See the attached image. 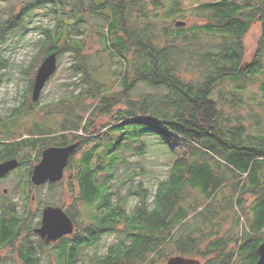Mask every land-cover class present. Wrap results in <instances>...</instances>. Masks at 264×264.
<instances>
[{
	"label": "trees",
	"instance_id": "obj_1",
	"mask_svg": "<svg viewBox=\"0 0 264 264\" xmlns=\"http://www.w3.org/2000/svg\"><path fill=\"white\" fill-rule=\"evenodd\" d=\"M173 2L0 0V68H10L8 79L18 72L17 80L25 83L23 93L14 96L19 104L0 116V126L9 134L23 116L34 117L27 136L0 141V159L28 150L36 152L35 161L48 145L79 141L66 168L74 166L77 199L88 209V223L81 228L64 209L77 230L52 245L55 264H81L84 248L120 223L122 237L90 263L164 264L181 254L204 258L202 264H254L259 257L264 241V0H196L189 8ZM187 15L199 21L174 23ZM258 21L257 51L244 65L243 37ZM88 40L98 47L88 50ZM19 50L25 54L17 61ZM52 52L57 60L67 55L68 65L62 95L45 104L48 116L62 119L45 127L36 120L31 94L36 70ZM103 59L119 64L111 70L110 88L98 72ZM250 79L259 81V97L245 98ZM224 83L231 87L220 88ZM110 115L105 132L90 130L97 118ZM145 136L159 138L171 154L167 175L157 178L154 191L145 179L135 178L150 172L130 160L148 151ZM119 168L124 172L116 184ZM30 173L22 179L21 204L0 201V249L20 238L19 262L40 264L36 252L45 243L29 237L35 235L29 221L41 215L28 204ZM121 185L124 194L117 190ZM188 193H194L191 200ZM246 194L253 197L249 206ZM127 196L137 199L130 212L121 202ZM227 220L230 230L222 234Z\"/></svg>",
	"mask_w": 264,
	"mask_h": 264
},
{
	"label": "rangeland",
	"instance_id": "obj_2",
	"mask_svg": "<svg viewBox=\"0 0 264 264\" xmlns=\"http://www.w3.org/2000/svg\"><path fill=\"white\" fill-rule=\"evenodd\" d=\"M181 5L183 8H189L196 2V0H180ZM166 3L170 6L173 5V0H166ZM177 21H183L185 25H191L197 21H199L197 18L192 17L190 15L185 16L184 18L181 17H175L174 23ZM184 26V25H183ZM262 33V23L260 21L254 22V24L251 26L250 30L247 32V34L243 37V46H244V65L249 64L254 55L257 51V41ZM91 36L87 35V39H90ZM95 38V37H93ZM89 46L88 50H94L98 46H95L91 43V40H88ZM25 54V51L19 50L14 54V59L17 61H20L23 59ZM67 55H63L61 60H57V68L56 70L49 76V78L45 81L43 88L40 91V95L37 99V103L35 105V115L37 116V119L43 126L47 127L52 126L55 127L59 124V122L62 119L61 115L55 116H48L45 112L46 110V102L57 99L60 97L63 93V87L61 86L62 80L65 77V72H63V68L68 65L67 64ZM119 67L118 62L113 60H107L103 59V66L98 71L100 74V78L103 82L108 84V87L110 88L112 84L114 83L113 73L114 69H117ZM9 67H3L0 68V116H4L5 113L8 112V108L11 106H14L16 104H19V100L14 99V96L17 93L22 94L23 89L25 87V83L23 80H17L16 76L18 75V72H15L11 75L10 79H8V73H9ZM97 72V74H98ZM259 82V81H258ZM256 82V79H250L247 81V88L245 90V98L248 96H252L254 94H258L259 97V83ZM140 86H143L140 84ZM227 88L231 87L229 83L221 84L220 88ZM117 88V87H115ZM114 89V86H113ZM213 97H215V92L212 94ZM17 97V96H16ZM18 98V97H17ZM22 97L19 96V99ZM45 108V109H44ZM263 114L264 119V112L260 111ZM240 113H243L244 115L247 113V109L243 108ZM34 116V115H33ZM110 117L113 116H103L97 118L94 123V126L90 128V130L98 132H105L106 128L103 126L104 124H107L108 122H111ZM34 117H22L18 124L16 125L15 129L11 130L9 134L4 133L2 127L0 126V141L1 140H8L10 142L16 141L21 137H25L28 134L27 128L30 126L31 123H33ZM246 125V120H243ZM254 121V120H253ZM253 121H250L253 122ZM264 129V120H263V127ZM54 134H59L57 131ZM88 134V133H87ZM8 136V137H6ZM146 141L149 142V148L148 151L143 156H137L132 155L130 156L131 162H139L145 166V168L148 170V175L141 176L140 174L136 175L135 178L145 179V184L149 185V188L151 191H154L158 182L157 178H165L167 175V168L170 165V149L163 145V142L159 138H153L150 136H145ZM108 144V143H107ZM81 152L78 151L75 154V159H77L80 156ZM37 154L36 152L29 151H20V154L18 158L20 160H23V163L20 164L16 169L9 171L6 176H3L0 178V201L4 202L7 201V199H12L14 201H17L18 204H21L22 197H21V187L22 186V179L25 177V174H28L29 169L32 170L33 165H35L36 161L34 159L36 158ZM41 156V153H40ZM28 159V160H27ZM26 160V161H24ZM137 170H140V167L137 166ZM124 169L119 168L116 171V180L115 183L118 184L119 178H122ZM150 174L152 176H150ZM75 169L74 166L71 168H66L64 170L63 177L61 180L57 181V184H54L53 186H49L48 182H45L41 185H36L30 188V196L28 204L30 205L31 209H34L35 212L38 211V209H42L44 205L48 203H54L57 206H61L63 209H69L71 214H73V218L76 220L77 223L80 224L81 228L84 227V224L88 223V209L85 206V204L78 200L77 197L79 195V188L77 185V182L75 181ZM117 189V188H114ZM119 194H124L126 192V186H120L118 189ZM194 196V193H188L187 199L191 200ZM246 203L247 206L250 205L251 200L253 199L250 194H246ZM121 202L123 204V207H125L126 212H130L132 207L137 202V199H135V196H127V197H121ZM245 209V208H244ZM241 214L242 221H245V210L242 212L239 211ZM192 213L190 214V216ZM189 216V217H190ZM41 218V215L38 217L34 216L32 220L29 222L32 223V227H37L38 225H34L36 221H39ZM124 224L120 223L117 225L116 230L111 231L104 236H102V239L99 240L94 245H91L87 248H84L82 251V263L81 264H92L90 263V259L95 254H101L108 250V247L113 242L117 241L120 237H122V228ZM231 222L230 220H227L225 225L223 226V233L226 230H230ZM77 228H74V231L67 235V236H73L75 234V231ZM23 236V235H22ZM31 240H35V238L39 237L37 234L30 235ZM21 239L19 238L17 242L13 245H7L0 249V260H2V264H21L17 258V247L19 245V242ZM56 242V241H55ZM55 242L40 245V248L37 250L36 254L39 256L40 264H55L53 255L51 254V247L55 244ZM36 244V243H35ZM232 244L230 245V247ZM201 261H204V258H201ZM94 264V263H93Z\"/></svg>",
	"mask_w": 264,
	"mask_h": 264
},
{
	"label": "water",
	"instance_id": "obj_3",
	"mask_svg": "<svg viewBox=\"0 0 264 264\" xmlns=\"http://www.w3.org/2000/svg\"><path fill=\"white\" fill-rule=\"evenodd\" d=\"M176 25H185L183 21H177ZM57 54H48L36 70L32 101H37L40 91L45 81L57 68ZM79 141L66 145H48L41 151L39 161L31 170L30 180L34 185H41L45 182L54 183L63 177L64 169L69 163L70 156L76 151ZM18 164L16 158L0 162V175H4ZM74 221L68 216L61 206L47 204L43 207L40 218V225L33 229L45 243L55 242L64 235H69L74 231ZM258 259L254 264H264V241L257 248ZM164 264H202L198 257L174 254L167 258Z\"/></svg>",
	"mask_w": 264,
	"mask_h": 264
},
{
	"label": "flooded vegetation",
	"instance_id": "obj_4",
	"mask_svg": "<svg viewBox=\"0 0 264 264\" xmlns=\"http://www.w3.org/2000/svg\"><path fill=\"white\" fill-rule=\"evenodd\" d=\"M10 158H16V159L18 160V164H17V166H16L15 168L11 169L10 171L16 169V168H17L20 164H22V162H23V160H20V159L18 158V156H16V157H9V158H2V159H0V162L5 161V160H8V159H10ZM39 159H40V157H39ZM35 161H36L35 163H37L39 160H35ZM33 166H34V165H33ZM65 169H66V168H65ZM65 169H64V170H65ZM8 172H9V171H8ZM8 172H7V173H8ZM7 173H5L4 175H0V178L3 177V176H6ZM30 175H31V173H30ZM29 180H30V177H29ZM30 182H31V180H30ZM48 183H49V182H48ZM31 184H32V186H36V185H34L32 182H31ZM44 206H45V205H44ZM44 206H43V207H44ZM42 209H43V208H42ZM42 209H41V212H42ZM39 225H40V220H39ZM39 225H38V226H39ZM38 226H37V227H38ZM34 228H35V227H34ZM34 228H33V229H34ZM38 238H39V237H38ZM41 241H42L43 243H45L43 240H41ZM50 243H52V242H50ZM45 244H48V243H45ZM4 246H6V245H4ZM4 246H3V247H4ZM34 252H35V251H34Z\"/></svg>",
	"mask_w": 264,
	"mask_h": 264
}]
</instances>
